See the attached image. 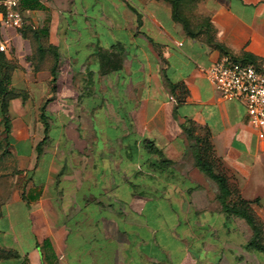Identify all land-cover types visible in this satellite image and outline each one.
Wrapping results in <instances>:
<instances>
[{"label": "rangeland", "instance_id": "374dc122", "mask_svg": "<svg viewBox=\"0 0 264 264\" xmlns=\"http://www.w3.org/2000/svg\"><path fill=\"white\" fill-rule=\"evenodd\" d=\"M80 37L85 42L84 35ZM82 41L75 49L63 51L53 86L51 78L44 82L37 77L28 40L23 38L8 57L17 66L10 87L28 91L30 99L12 102L9 139L0 103V202L17 190L26 191L33 182L37 168L25 169L22 161L45 140L40 169L53 165L57 143L62 155L71 154L59 192L64 197L70 232L102 233L111 240L116 229H121L125 244L139 248L141 255L151 248H160L168 255L161 262L150 259L145 264H195L203 255L210 261L211 251L229 246L218 236L204 242L198 239L203 232H214L211 225L203 228L197 224L202 217L215 219L216 213L210 216L205 210L214 204L220 207L223 220L219 235L234 233L239 236L237 244L242 243L240 248H247V222L222 211L216 188L210 190V198L198 193L206 182L214 183L195 161L200 152L213 156L207 132L178 113L173 121L177 129L173 142L157 145L150 136L153 128L164 126V120L159 122L164 113H156V123L152 114L163 97L174 109L179 99L185 98L182 89L172 95L161 55L156 52V65L148 67L142 61L146 49L134 51L118 43L97 50L96 57L90 59ZM154 81L160 83V92L147 97ZM44 100L48 134L41 119ZM146 141L153 142L163 154L151 153ZM214 165L216 172L224 174L216 161ZM238 197L236 192L233 201ZM151 241L155 246L149 248ZM261 242L264 244V239Z\"/></svg>", "mask_w": 264, "mask_h": 264}, {"label": "crops", "instance_id": "0c3cea01", "mask_svg": "<svg viewBox=\"0 0 264 264\" xmlns=\"http://www.w3.org/2000/svg\"><path fill=\"white\" fill-rule=\"evenodd\" d=\"M196 1L193 13L199 19L207 18L212 22L216 42L234 57H254L257 66L264 71V0ZM22 17L25 24L49 29L50 41L58 47L61 59L63 51L81 44V34L85 37L83 47L89 51L87 57L90 59L96 57L97 50L120 43L134 51L146 49L142 61L149 67L156 65L158 52L164 59L166 79L175 86L172 95L182 89L185 98L179 99L174 109L163 97L152 114L153 123H156V113H164L159 121L164 120V126L153 128L150 136L157 145L173 142L177 136L173 121L178 113L206 131L214 161L222 167L232 188L252 203L255 215L264 224V140L249 124L244 105L224 99L206 75V70L225 54L209 44L205 37L193 39L187 36L183 26L174 21L170 3L158 0H27ZM21 40L23 37L18 30L0 24V45L8 43L11 54L21 45ZM110 66L118 67V64L111 63ZM37 77L46 82L51 75L44 71ZM154 82L147 97H155L160 92V83ZM44 141L22 161L25 169L37 168L33 182L26 191L17 190L0 202L3 210L0 248L16 254L0 259V264H145L150 259L161 262L168 258L160 248L148 249L146 255H141L139 248L125 244L121 229H116L111 240L102 233L93 236L70 232L64 197L59 192L63 185L61 178L67 169L65 162L71 154L62 155L57 143L55 158H52L55 167L40 169ZM45 162L50 163V157ZM213 184L206 182L198 193L210 198V190L216 188L218 195L219 186ZM219 208L214 204L208 209L205 207L208 215L216 213L217 216L215 219L202 217L197 224L203 228L211 225L214 232H203L198 239L204 242L218 236L229 246L211 251L213 258L210 261L203 255L195 264H264V254L240 248L242 243L237 244L238 235H219L220 224H223ZM249 230L245 243L253 237V231ZM109 241L111 245H108ZM152 241L149 248L155 244Z\"/></svg>", "mask_w": 264, "mask_h": 264}, {"label": "trees", "instance_id": "16d2710c", "mask_svg": "<svg viewBox=\"0 0 264 264\" xmlns=\"http://www.w3.org/2000/svg\"><path fill=\"white\" fill-rule=\"evenodd\" d=\"M158 1H165L171 4L174 21L183 26L185 33L190 38L199 39L205 37L209 44L219 49L225 54V56H230L234 61L257 65L254 57L250 55H245L242 58L234 57L230 54L228 49L216 42V30L212 22L207 18L199 19L193 13L196 7V0ZM26 8L27 0H21V14L24 10H26ZM19 33L24 39L28 40L32 46V56L30 58V62L34 71L36 73L48 71L51 75L50 86H53V84L58 80L61 56L58 47L50 41L49 29H38L23 22V26L19 29ZM16 71L17 66H15L12 61L8 59V56L4 52H0V103L8 139L10 138L12 128V119L10 114L12 102L19 99L23 102H27L30 99V93L28 91L10 87ZM169 85L171 90L175 89L173 84L169 83ZM46 101L47 100H45L41 106V119L46 124V133L48 134L49 125L47 123L45 111ZM187 132L189 133L190 131ZM208 144L209 149L212 151L209 140ZM146 147L151 153L159 155L163 154L162 151L151 141H146ZM204 154L205 155L203 156L200 152L195 155L196 165L204 174H206L219 186V200L223 212L229 216H235L247 222L253 231V237L251 238L247 249L264 254V244L261 242V240L264 239V224L255 215L252 209V203L245 201L239 194L237 201H233L232 198L236 192L238 193V191L232 188L229 179L225 175L216 172L213 156L207 152ZM23 197L25 198V195H23ZM2 217L3 210L0 207V218ZM15 256V252L0 248V259Z\"/></svg>", "mask_w": 264, "mask_h": 264}, {"label": "built area", "instance_id": "2783aa9c", "mask_svg": "<svg viewBox=\"0 0 264 264\" xmlns=\"http://www.w3.org/2000/svg\"><path fill=\"white\" fill-rule=\"evenodd\" d=\"M20 4L21 0H0V24L19 31L23 26ZM0 52L11 55L8 43L0 45ZM206 75L224 99L244 105L249 124L264 140V71L224 56L206 70Z\"/></svg>", "mask_w": 264, "mask_h": 264}]
</instances>
